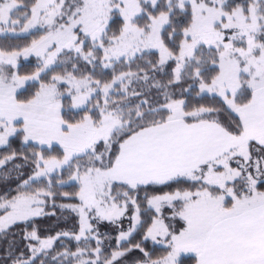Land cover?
I'll return each mask as SVG.
<instances>
[{"label":"snow or ice","instance_id":"1","mask_svg":"<svg viewBox=\"0 0 264 264\" xmlns=\"http://www.w3.org/2000/svg\"><path fill=\"white\" fill-rule=\"evenodd\" d=\"M0 244L264 264V0H0Z\"/></svg>","mask_w":264,"mask_h":264},{"label":"trees","instance_id":"2","mask_svg":"<svg viewBox=\"0 0 264 264\" xmlns=\"http://www.w3.org/2000/svg\"><path fill=\"white\" fill-rule=\"evenodd\" d=\"M40 223H41V226L50 227V226H54L55 225L56 220H55V218H51V219L42 218ZM0 245H1V247H3V244H0ZM149 246H151L150 242H149Z\"/></svg>","mask_w":264,"mask_h":264},{"label":"rangeland","instance_id":"3","mask_svg":"<svg viewBox=\"0 0 264 264\" xmlns=\"http://www.w3.org/2000/svg\"><path fill=\"white\" fill-rule=\"evenodd\" d=\"M42 228H45V229H47V228H49V227H45V226H41ZM50 227H53V226H50ZM0 247H1V245H0Z\"/></svg>","mask_w":264,"mask_h":264}]
</instances>
